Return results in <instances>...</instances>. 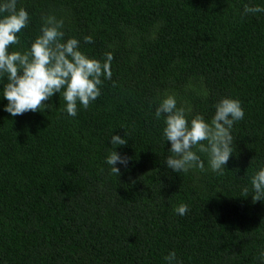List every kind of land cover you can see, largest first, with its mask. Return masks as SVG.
I'll list each match as a JSON object with an SVG mask.
<instances>
[{"label": "trees", "instance_id": "16d2710c", "mask_svg": "<svg viewBox=\"0 0 264 264\" xmlns=\"http://www.w3.org/2000/svg\"><path fill=\"white\" fill-rule=\"evenodd\" d=\"M245 4L264 0H17L30 20L10 53L54 16L89 57L113 54L112 77L75 117L63 91L11 116L0 79V264H169L172 251V264H264V199L251 185L264 167V12L242 15ZM165 94L191 108L189 121L210 120L223 97L241 102L223 175L204 153L206 171L166 167L155 117ZM114 149L130 158L119 177L106 163Z\"/></svg>", "mask_w": 264, "mask_h": 264}, {"label": "clouds", "instance_id": "9594fccd", "mask_svg": "<svg viewBox=\"0 0 264 264\" xmlns=\"http://www.w3.org/2000/svg\"><path fill=\"white\" fill-rule=\"evenodd\" d=\"M264 12L260 5H244L242 15ZM30 17L24 8H17V0L0 3V79L3 82L2 97L8 101L4 110L15 117L26 112L43 111L55 93L63 91L66 112L75 117L78 103L87 109L90 103L101 95V85L111 79L113 54L107 52L102 60L89 57L80 50V41L75 37L64 39L63 20L54 16L43 18L41 34L36 37L30 49L9 52L11 45L20 43L18 33L27 27ZM85 43H93L92 36H85ZM191 108L177 106L174 94H165L156 108L155 117L165 116L163 134L171 147L166 158V167L176 173L191 169L206 171L198 153L208 158L211 171L223 175L229 158L234 151L231 130L234 123L244 118L241 102L232 97H223L215 105V113L210 120L202 114H195L189 121ZM126 135V133H125ZM127 140L119 135L111 136V145H125ZM115 147V148H116ZM128 157L121 156L115 149L107 156L106 163L118 177L117 164L127 166ZM253 202L264 199V167L251 178ZM249 196V189H243ZM183 216L188 205L181 203L174 209ZM264 257V252L261 253ZM165 260L172 264L176 260L175 251Z\"/></svg>", "mask_w": 264, "mask_h": 264}]
</instances>
